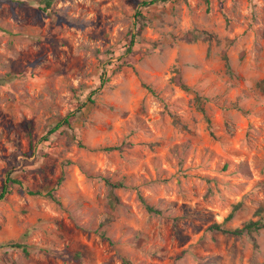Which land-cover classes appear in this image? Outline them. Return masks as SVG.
Masks as SVG:
<instances>
[{"label":"rangeland","instance_id":"obj_1","mask_svg":"<svg viewBox=\"0 0 264 264\" xmlns=\"http://www.w3.org/2000/svg\"><path fill=\"white\" fill-rule=\"evenodd\" d=\"M45 1L0 0V264H264L208 229L264 220V0Z\"/></svg>","mask_w":264,"mask_h":264},{"label":"trees","instance_id":"obj_2","mask_svg":"<svg viewBox=\"0 0 264 264\" xmlns=\"http://www.w3.org/2000/svg\"><path fill=\"white\" fill-rule=\"evenodd\" d=\"M166 0H147V1H142V5H150V4H153V3H156V2H164ZM206 2H208V0H205ZM51 0H46L45 1V4L49 7L51 5ZM138 15V18L135 20L134 23L136 22H139L141 20V18H143L141 12H137ZM143 26V23H140L139 27H138V30L141 29V27ZM205 32L204 31H189L187 32L184 37L186 40L188 41H193V40H196L198 39L199 37H202V35L204 34ZM136 35L135 33H131V36H130V39H129V47H128V50H130V47L132 45H134V43L136 42ZM127 50V51H128ZM176 82L185 87L184 84H182L180 81H179V76L176 77ZM150 91H152V89L150 88V86H146ZM262 89L264 90V85L262 87ZM95 92V90L92 91V93ZM89 101H92V99L90 98ZM80 106H78V108H80ZM77 110H75L74 112H70L68 114H66L65 116L63 117H58V120L56 121V123L50 127L47 131V135L53 133L54 131H56L59 127L61 126H70L71 125V120L75 114ZM26 128H28L27 125H25ZM28 131V130H27ZM47 135L44 136V140H46L47 138ZM53 145H56L57 141L54 140L53 142H51ZM77 144L78 145H82L81 142L79 140H77ZM106 150H113V149H121V146H110V147H107L105 148ZM31 152H28L27 155H30ZM11 170L8 171L1 187H0V201L1 200H4L6 198V196L8 194L11 193V190L13 188V185L14 183H17L19 184V180L16 179L15 177L12 176L11 174ZM106 184H108V186L113 189L115 187H119V186H122V182L120 181H112L110 180L109 178H105L104 179ZM59 181L57 182L56 186L58 185ZM28 193L32 196H46L48 197L50 200L54 201L55 203L57 204H60V201L58 200V198L56 197L55 195V188H45V189H39V190H28ZM239 204H236L234 205L233 209L227 214V216L224 218L223 222L221 223H218V222H214L212 224L209 225L208 229L209 230H213V231H218L222 234H227V235H232V236H241L243 234H246L248 235L250 238L253 239V236H252V233L253 232H256L258 231L259 229L263 228L264 227V220L262 221L261 219H256V220H248V221H245L241 226L239 227H234V228H229V227H225L223 225V223L225 221H228L229 219L232 218L233 214H234V211L235 209H237ZM146 209L148 211H151V212H158L157 209L153 208L152 206L146 204ZM99 235L101 237H106L104 232L103 231H100L99 232ZM13 248H17V249H20L24 254H27L28 253V245L25 244L24 242H21V241H9L7 243H5ZM4 245V244H3ZM1 247V245H0ZM76 257H79V253H76L75 255ZM124 263L125 264H132L130 261L128 260H124Z\"/></svg>","mask_w":264,"mask_h":264}]
</instances>
